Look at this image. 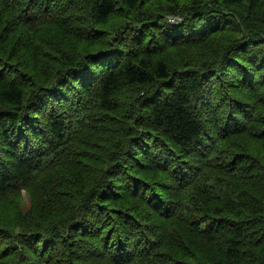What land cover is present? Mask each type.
I'll list each match as a JSON object with an SVG mask.
<instances>
[{
    "label": "trees",
    "instance_id": "16d2710c",
    "mask_svg": "<svg viewBox=\"0 0 264 264\" xmlns=\"http://www.w3.org/2000/svg\"><path fill=\"white\" fill-rule=\"evenodd\" d=\"M0 264H264V0H0Z\"/></svg>",
    "mask_w": 264,
    "mask_h": 264
}]
</instances>
